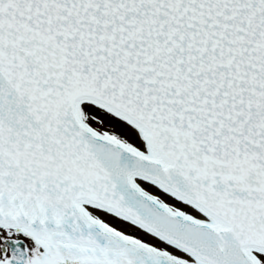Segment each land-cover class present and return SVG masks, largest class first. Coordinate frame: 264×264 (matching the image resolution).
<instances>
[{"label":"snow or ice","instance_id":"snow-or-ice-1","mask_svg":"<svg viewBox=\"0 0 264 264\" xmlns=\"http://www.w3.org/2000/svg\"><path fill=\"white\" fill-rule=\"evenodd\" d=\"M0 264H264V0H0Z\"/></svg>","mask_w":264,"mask_h":264}]
</instances>
